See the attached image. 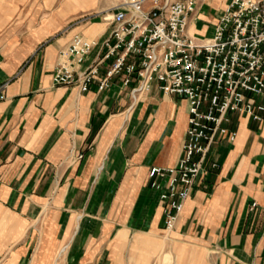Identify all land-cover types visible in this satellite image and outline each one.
<instances>
[{
    "label": "crops",
    "instance_id": "obj_1",
    "mask_svg": "<svg viewBox=\"0 0 264 264\" xmlns=\"http://www.w3.org/2000/svg\"><path fill=\"white\" fill-rule=\"evenodd\" d=\"M4 1L0 264H135L148 251L172 264H264V120L234 115L235 139L213 145L165 238L149 172L177 164L188 100L158 87L134 99L118 78L103 90L54 84L76 33H111L115 0ZM228 1L198 0L188 32L210 36Z\"/></svg>",
    "mask_w": 264,
    "mask_h": 264
},
{
    "label": "built area",
    "instance_id": "obj_2",
    "mask_svg": "<svg viewBox=\"0 0 264 264\" xmlns=\"http://www.w3.org/2000/svg\"><path fill=\"white\" fill-rule=\"evenodd\" d=\"M197 2L120 1L112 9L111 33L102 40L76 33L60 51L52 77L55 85L82 90L96 80L103 90L118 78L134 99L158 87L188 100L177 164L154 165L149 172L151 186L160 190L167 231L173 230L213 145L225 137L235 139L234 115L264 120V0H229L210 36L188 32ZM97 45L99 55L85 69L75 70ZM4 97L0 87V99Z\"/></svg>",
    "mask_w": 264,
    "mask_h": 264
},
{
    "label": "rangeland",
    "instance_id": "obj_3",
    "mask_svg": "<svg viewBox=\"0 0 264 264\" xmlns=\"http://www.w3.org/2000/svg\"><path fill=\"white\" fill-rule=\"evenodd\" d=\"M11 0H5L4 2L6 4L10 3ZM120 1L122 0H115V4L119 3ZM27 2V1H26ZM219 11V10H218ZM171 233H172V230H165L164 231V237L165 238H170L171 236ZM149 253H144L140 258H139V261L136 262L135 264H172L171 261H172V258L168 257L165 255L164 259L162 258V254L161 255H156L153 254L151 251H148Z\"/></svg>",
    "mask_w": 264,
    "mask_h": 264
}]
</instances>
